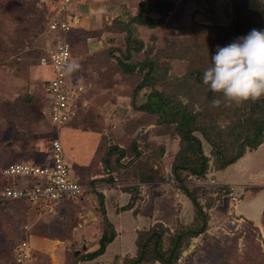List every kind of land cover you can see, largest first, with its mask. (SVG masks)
Masks as SVG:
<instances>
[{
  "label": "rangeland",
  "instance_id": "rangeland-1",
  "mask_svg": "<svg viewBox=\"0 0 264 264\" xmlns=\"http://www.w3.org/2000/svg\"><path fill=\"white\" fill-rule=\"evenodd\" d=\"M52 1L0 0V144H4L6 138L14 137L19 140L17 143H26L28 139L35 143L40 142L42 146H45L48 141L57 138L61 142L64 160L68 165L72 179L77 181L79 178L82 185H87L88 181L85 177L90 175L91 166L100 173L102 171L114 173L102 179L104 180L102 183L111 186L118 185L121 189L128 191L134 201L133 204L130 202L128 207L135 209L134 205H136L135 210H138L139 202L145 199L142 195L146 188H140L138 184L148 185L143 181V178L149 174L153 175L152 171L155 177L158 175V179H161L162 176L168 178L166 181L175 188L174 183L170 181L171 166L178 150V140H174L171 135L173 126L155 125L156 116L137 109L145 102L150 89L134 93L141 74L135 71L133 74L126 75L120 71L114 60L109 59L108 50L122 49L124 38L111 32L109 19L102 15L101 18L91 16L87 25L82 23L83 27L65 35L74 57L72 64L77 65L74 67L76 72L74 75L79 76L76 82L83 86V93L77 96L78 108L74 119L67 125L51 131L52 126L45 117L46 109L42 100L44 82L53 79L54 74L50 66H40L37 65V62L46 44L51 45L62 34L59 30L47 31V18L50 14ZM175 1L179 5L183 4L184 7L185 0ZM90 2L88 0V5ZM248 5L252 10L259 12L264 20V10H257L256 0H250L249 3L247 2V7ZM231 9L230 4H221L220 20H216V23L212 22L216 26L212 25L207 29L200 23H193L194 21H189L184 25L183 23L175 24L176 18L175 22L171 20L172 22L165 24L162 29L159 28L152 33H146L140 29L142 32L140 31L139 34L133 27L134 36L139 34V37L141 36L145 42L150 41V36H158L157 45L148 43L146 53H152V59L160 69H167L165 79L167 81L164 80L162 86L157 85L155 89L161 91V88H166L165 90H169V92L174 91V95L170 94L175 101L184 104L199 118L202 113H205L206 117L201 120L207 121V124H219L221 127L233 123L234 119L230 117V110L240 103L233 102L224 111V106L220 104L213 106L208 103L207 99L205 100L207 91L203 86L202 89L199 88L195 78L191 79L193 84L186 78L184 82L178 81L188 75L194 77L192 72H203L211 64L210 59L205 60L209 56L206 54L199 53L200 61L194 57L187 60L182 54V48H185L186 45L180 44V41L191 39L193 41L190 45L194 43V40L201 42L199 39L201 32L206 33L210 38L213 36L212 39L217 41V38L223 35L218 34L221 32L218 29L221 28L219 26H228L232 20ZM77 11L81 16V12ZM97 12L103 14L106 11L102 9ZM191 22L193 24L190 25ZM180 27L183 29L180 30ZM108 29L110 32H107ZM171 40H179L180 43L175 46L169 44L164 49L166 42ZM217 43L211 45V49H214L218 45ZM177 56L183 59H179ZM133 57L140 58L141 54L138 57ZM199 78L202 81V77ZM183 84H185V89H183ZM185 92H190V94L185 95ZM157 133L169 135L168 138H160ZM202 147L210 164L213 158L212 149L204 140ZM93 152L95 157L91 166L87 167L86 165L85 167L91 155H94ZM47 155L50 159L49 150H47ZM258 155L261 154L253 156L246 154L231 165L227 171L220 172L217 176L218 179L228 178L238 184L247 181L252 183L250 186L256 185L260 181L259 175L264 176V158L260 159ZM77 160L82 162L80 166H83V169L75 167L74 163H77ZM101 162L103 164H99ZM244 167L247 168L246 171H244ZM214 178L216 179V177ZM32 179L20 178L22 182H28L30 187L35 184L32 183ZM224 185H232L237 188L236 192L239 201H241L240 210L243 211V214L260 218L261 210L257 203L260 195L249 196L250 193L246 194L240 186ZM162 187H164V191H170V189H165L166 186ZM187 187L191 188L192 186L188 183ZM259 189L261 190V188ZM86 192L87 190L85 194ZM88 193L90 192L88 191ZM91 193L98 208L96 210L97 221L95 220L94 224L99 225V228L104 231H109L111 227L105 222L106 217L102 212H105L104 198L97 190H92ZM199 194L201 204H204L206 199L208 201L209 198L217 196L207 187H202ZM69 203L67 211L59 210L52 214H42L41 225H44L46 232L55 235L49 236V239H58L59 242H51L52 247L48 249L49 251L36 250L29 245L32 255L24 264H94L96 263V260L92 262L94 259H100L101 256L87 260V255L93 252L96 247L95 240H92L91 236L85 235L84 225L86 223L83 219L89 216L90 208L85 206V202L80 203V199ZM12 205L16 210L14 212L17 217L21 212L25 216L17 219L13 226L14 229L16 227L15 232H17L15 238L21 239H18L16 244L18 245L21 241H27L28 237L24 236L29 234V230L21 229L20 221L28 223L27 225L30 226L32 222L26 219V216L27 213L29 215L35 213V206L26 205L23 201H14ZM142 205L145 206V203ZM213 205L217 206L213 209H218V212H212L209 217L208 232L193 238L174 264H264V227L255 229L251 223L241 222L239 218L233 217L230 208L234 207V204L226 198L216 199ZM255 207L256 210H254ZM149 210L145 212L148 213ZM80 223L82 224L79 225ZM2 228L3 226H1ZM3 229H6L8 233L9 228L4 227ZM173 231L174 229L172 231L169 229V233L163 234L161 252L170 249L173 242ZM129 232L132 233L130 230ZM129 232H127V239L132 245ZM145 238L142 235L141 239L145 241ZM27 242L30 244L29 240ZM148 245L146 249L149 252L151 244ZM129 255L135 256L134 253H127L126 258L108 263L128 264L131 260ZM0 264H15L13 252L12 254L8 250L2 252ZM141 264L161 263L144 261Z\"/></svg>",
  "mask_w": 264,
  "mask_h": 264
},
{
  "label": "trees",
  "instance_id": "trees-1",
  "mask_svg": "<svg viewBox=\"0 0 264 264\" xmlns=\"http://www.w3.org/2000/svg\"><path fill=\"white\" fill-rule=\"evenodd\" d=\"M228 1L232 8V20L228 26H219L221 28L218 29L221 32L218 34L223 35L217 38L218 43L212 39L213 36L210 38L206 33L203 34L201 32V37H199L200 43L194 40V43L190 45L191 41H193L191 39H184L180 41L181 43L179 40H171L170 42H166L167 44H165L164 49L169 44L175 46V44L179 45L180 43L186 45L185 48H182V54L187 60L194 57L200 61L198 58L199 53L209 55L205 60H211V56L215 53L217 47L212 48L213 50L211 49V45L214 43L224 46L237 37L247 34L253 28L264 29L263 17L259 12L252 10L249 5V8L247 7L248 0ZM138 7L139 12L136 15L129 14L126 20L116 19L111 23V32L124 38V47L122 49H109L108 56L109 59L115 61L120 71L124 74H133L135 71L141 74V79L134 88V93H138L143 89H150L145 102L139 105L137 109L156 116L155 125L173 126L171 135L174 140H178V150L174 155V161L171 166L170 180H173L175 188L191 201L194 209V219L189 225L177 224L172 233L173 242L171 247L165 252H161V241L163 234L169 233L168 228L162 224H155L147 230L138 232L135 241V256L131 258L128 264H141L144 261L174 264L178 256L187 249L188 243L193 238L204 235L207 232V222L209 220L207 209L212 206L216 199H221L226 193L224 191L225 188L219 187L217 188L216 198H209L208 201L206 199L205 203L201 204L199 194L201 189L198 187L189 188L187 184L190 183L193 177L206 180L208 179V172L218 173L225 170L228 166L243 157L246 152L253 151L264 143V96L256 100L249 99L243 101L239 105L236 104L230 110V113L225 112L229 113L230 117L234 119L233 123L221 127L219 124H207V121L201 120L206 117L205 113H202L199 118L192 110H188L184 104L175 101L170 94L173 93L174 95V91L169 92V90H165L166 88H161V91L156 90L155 86H162V82L166 79L167 69H160L152 59V53H146L147 46L137 35L134 36L133 27L139 25L152 29L162 25L169 11L174 9V3L173 0H141ZM124 8L129 9L128 6H124ZM192 22L206 26L205 29L210 28L212 25L216 26L214 23H201L200 18L196 14H193ZM192 22L190 25L193 24ZM211 30L213 31V29ZM107 32H110L109 29ZM140 54V58L135 59L133 57H138ZM177 58L183 59L179 56ZM73 59L74 57L71 55L70 65H72ZM74 72V68L69 70V78L77 83L76 81L79 76L74 75ZM192 74L194 77L188 75V77H184L178 81L184 82L186 78L191 83V79L195 78L199 88L202 89L204 87L206 89L205 100L207 99L210 105H212L211 101L216 97L220 100L219 104L224 106L225 111L227 110L226 107L234 102L226 101L220 93H214L205 84L202 85L203 80H199V77L203 76V72H192ZM185 84H183V89H185ZM184 94L189 95L190 92H185ZM42 102L44 107H46L47 100L45 96H43ZM45 117L48 120L47 113ZM157 135L160 138H168L169 134L157 133ZM203 140L212 149L213 158L210 164L209 158L203 151ZM49 144L50 141L46 143L47 150L49 149ZM152 174L144 177L143 181L147 183H159L168 180L164 176H160L161 179H158V175L155 177L153 171ZM78 183L82 185L79 180ZM82 186L86 187L85 185ZM102 212L105 217V212ZM105 222L111 228L109 227V231L102 230L98 239V248L87 255V260H92L103 255L106 246L115 237L112 225L106 218ZM142 235L144 238L146 237L145 241L141 239ZM149 243L151 244V250L148 252L146 248L149 246Z\"/></svg>",
  "mask_w": 264,
  "mask_h": 264
},
{
  "label": "crops",
  "instance_id": "crops-1",
  "mask_svg": "<svg viewBox=\"0 0 264 264\" xmlns=\"http://www.w3.org/2000/svg\"><path fill=\"white\" fill-rule=\"evenodd\" d=\"M90 4L88 5V0H83L81 2V6L77 5L74 7V11L78 14V11L81 12V16H79L78 23L73 27L72 31H76L77 29H80L81 24L84 23L87 25V21L91 19V16L94 18H101L102 15H105L107 20L112 23L116 19L126 20L130 15H136L139 12L138 4L141 0H90ZM250 0L248 1V3ZM174 3V9L169 11L168 16L165 20V22L156 27V28H147L145 26H134L135 32H138L139 34L142 31H146V33H152L153 31L159 30V28H163L165 24H169L171 20L177 19V22L175 24L188 23L189 21H192L193 14H196L198 18H200L201 23L204 24H211L212 22L216 23V20H220L219 13H220V6L221 4L228 3V0H185L184 1V7L183 4L179 5L176 3L175 0H173ZM80 4V3H79ZM124 6H128L129 9L124 8ZM104 9L106 12L98 13L97 10ZM190 13V14H187ZM187 14V15H186ZM228 19V18H227ZM187 21V22H185ZM172 22V21H171ZM221 24V23H220ZM142 31H141V30ZM183 27H180V30H182ZM141 31V32H140ZM139 34L137 35L139 37ZM141 39V36L139 37ZM149 42H144L145 46L149 44H156L157 37L155 35L150 36ZM157 45V44H156ZM48 121V120H47ZM52 131V128H51ZM4 144H0V187L4 185H16V186H24L28 185V182H22L19 178H7L4 177L1 174V171L8 165L14 164V163H32L37 165H46L49 163V158L47 155V147L40 143V142H32L30 140H26V143H17L19 141L18 139H15L14 137L6 138ZM46 155H44V154ZM93 156L91 155L90 159L86 162L85 167H90L93 158L95 157V153L93 152ZM255 155V154H261L260 159L264 158V143H262L257 149L253 151L246 152L245 155ZM244 155V156H245ZM243 156V157H244ZM241 157V158H243ZM238 161V160H237ZM236 161V162H237ZM74 163V162H73ZM103 164V162L99 163ZM234 164V163H233ZM232 164V165H233ZM75 167L78 169H83L82 162H79L77 160V163H74ZM231 166V165H230ZM228 166L225 170L220 171L224 172L227 171ZM244 171H246V167H244ZM211 173L212 175H215L217 182L223 183V184H234L236 186H240L242 190H245L246 194L250 193L249 196L254 195H260L258 198L257 203L260 205L261 214L259 215V219L257 217H254L252 215H245L240 210V202L232 206L231 212L233 217L239 218V221L241 222H249L251 223L252 227L255 229H260L264 227V184L263 179L264 176L259 175L258 181L256 185H252L251 182L244 181L242 183H235V181L223 178L218 179V174L220 173ZM90 175L88 177H85L87 179V185H85L87 192L90 193L84 194V197L80 199V203L85 202V206H88L90 208L89 210V216L84 218L83 221L86 223L85 226V235L91 236L90 238L92 240H95V246H98V239L102 233V229L99 228V225L94 224L95 220L97 219L96 216V210L97 208V202L92 196V190L99 191L103 196V204H104V210H105V217L107 221L112 225L113 230L115 232V237L111 243H109L103 255L98 256L100 259H94L92 262L96 260V262H111L113 260L120 261L124 258H126V254L134 253L136 251L135 241L137 237V231H142L145 229H149L155 224H162L164 227L170 229L171 231L176 228L178 223H181L182 225H189L193 222L194 219V209L191 201L188 199L187 196H185L182 193H179L176 197L175 194V188L167 181L165 182H159V183H147L148 185H145V189L143 191L145 199L139 202L140 207L138 210L134 207H128V205L133 204L134 201L131 199V194L128 193V191H125L117 186H111L110 184H104L105 177H109V175H113L114 173H109V171H102L101 173L98 172L96 168H93V166L90 167ZM76 176V174H75ZM6 178V179H5ZM79 178H77L78 181ZM36 179H32V183H36ZM165 189H170V191H164ZM251 187V188H250ZM250 188V189H247ZM261 188V190L259 189ZM260 191H259V190ZM171 192V193H170ZM141 195V194H140ZM201 200V198H200ZM205 201V199H204ZM145 203V206L142 204ZM70 203H65L60 210L67 211ZM28 205V204H26ZM83 206V205H82ZM216 208L217 206H211L209 209H207V213L209 217L212 215V212L217 211L218 209L214 210L213 208ZM150 209V210H149ZM227 209L229 207L227 206ZM229 209V211H230ZM257 208L255 207L254 210ZM146 213L145 211H148ZM16 211L12 205V202H7L0 204V254L3 252H7V250L12 254L14 253V249L16 247V244L18 243L20 238H15L17 235L15 232V229L13 228L14 222H16L17 219H20L21 217H25L24 214L21 212V214H18V217L16 215ZM64 211V213H65ZM175 212V213H174ZM218 212V211H217ZM183 213V214H182ZM182 215V216H181ZM41 217L42 215L38 213L37 209L35 208V213H27L26 219L30 220L32 224L29 226L28 223H21V229H23L24 226H27V230L29 234H26L24 237H28L27 241L29 240L30 246H32L34 249L38 250H46L52 247L51 242H59L58 239H49V236H52L53 234L46 232V229L44 228V225H41ZM27 220V221H28ZM97 221V220H96ZM100 222V221H99ZM97 222V223H99ZM80 223L79 225H81ZM1 226L9 228L8 233L6 232V229H1ZM76 229V228H75ZM129 230L132 232L130 233ZM24 231V229H23ZM129 232V238H131V243L129 242L128 234ZM208 232V231H207ZM206 232V233H207ZM24 233V232H23ZM2 235V236H1ZM55 236V235H53ZM15 239L17 241L15 242ZM31 240V241H30ZM128 243L130 245L128 246ZM94 248L93 251H95L97 248ZM132 255H129V258Z\"/></svg>",
  "mask_w": 264,
  "mask_h": 264
},
{
  "label": "built area",
  "instance_id": "built-area-1",
  "mask_svg": "<svg viewBox=\"0 0 264 264\" xmlns=\"http://www.w3.org/2000/svg\"><path fill=\"white\" fill-rule=\"evenodd\" d=\"M83 0H53L50 14L47 18V31H61V37L55 39L51 45L43 48L38 59V65L50 66L54 77L44 82V96L47 100L45 107L48 122L52 126V132L57 127H63L70 123L77 114V96L82 95L83 86L72 82L69 78V65L71 59V47L65 35L78 23V14L74 11ZM49 163L37 165L32 163H14L6 166L1 174L7 178H33L37 182L34 186L4 185L0 187V204L14 201H23L33 205L39 214H52L60 210L65 203L74 202L83 198L86 188L72 179L68 165L64 160L63 149L59 139L53 138L49 144ZM206 180L191 178L192 187H207L217 195V188L223 187L226 192L222 198H226L232 204L239 202V196L235 186L219 184L213 175L208 172ZM172 183H175L173 180ZM140 188L145 184L139 183ZM179 190L175 192L177 197ZM27 230V226L23 227ZM32 255L27 241H21L16 245L13 253L15 264L26 263ZM180 261V260H179ZM94 264H110L108 262H96Z\"/></svg>",
  "mask_w": 264,
  "mask_h": 264
},
{
  "label": "clouds",
  "instance_id": "clouds-1",
  "mask_svg": "<svg viewBox=\"0 0 264 264\" xmlns=\"http://www.w3.org/2000/svg\"><path fill=\"white\" fill-rule=\"evenodd\" d=\"M257 10H264V0H256ZM77 65H69V70ZM203 83L226 101L241 103L264 96V29H251L232 42L219 46L211 64L203 71ZM213 106L220 103L214 98Z\"/></svg>",
  "mask_w": 264,
  "mask_h": 264
}]
</instances>
